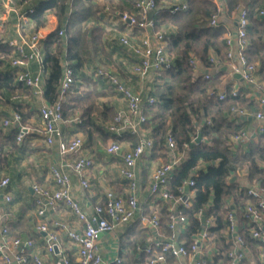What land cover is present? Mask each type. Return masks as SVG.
Wrapping results in <instances>:
<instances>
[{
  "label": "built area",
  "instance_id": "built-area-1",
  "mask_svg": "<svg viewBox=\"0 0 264 264\" xmlns=\"http://www.w3.org/2000/svg\"><path fill=\"white\" fill-rule=\"evenodd\" d=\"M36 0H22L21 8H11L13 0H0L6 15L11 11L16 13V37L7 40L12 48L9 65L14 71V79L31 91L35 98L43 97L42 79V50L41 41L45 38L40 31L30 35L24 33L25 27L33 12L32 3ZM215 5V13L208 18L209 25H217L220 16L224 13L221 0H210ZM248 0H241L231 14L232 23L223 35L227 47L225 58L217 60L209 56V67H204L200 59L190 55L188 62L195 76H202L210 81L212 69L225 65L230 76L237 73L240 78L255 88L257 109L253 117L258 122L257 133H264V80H259L257 74L260 63H250L246 57L248 47L247 26L249 7ZM155 0H136L129 11H111L128 27L136 28L139 32L135 36L123 34L118 38V44L127 52L132 60L131 73L151 83L156 71L172 65V58L166 52L167 28L154 30V21L148 13L155 9ZM172 13L185 9L186 1L169 4ZM255 17L264 16V7L257 10ZM2 24L0 23V32ZM58 35H63V29H58ZM35 62L38 70L31 71L30 63ZM94 75L111 85L126 104V111L116 112L108 129L115 135L128 133L139 135L138 143L131 148L123 149L118 140H112L105 147L108 155H121L122 164L119 167V176L126 181L127 195L122 197L113 190L104 193L103 202L96 203L91 213L86 212L73 195V185L70 174L56 165L50 167V174L55 185L54 189L40 186L37 183L30 185L33 193V204L37 223L36 231L43 235V244L37 247L32 237L13 236L9 239L10 230L6 225L0 224V264H122L120 257H104L101 253L99 239L102 235L113 233L118 227L132 222L139 211L137 192L139 179L136 167L143 155H149L152 141L143 135V124L147 120L144 113L147 105L154 103V96L148 92L135 91L112 71L104 66H98ZM74 81L73 70L66 63L63 65L60 79V96L53 101L46 99L38 107L40 126L35 129L47 146L56 144L58 152L68 160L72 159L71 171L78 179V186L87 190L90 187L88 171L93 165V159L83 153L85 141L82 135H75L69 139L63 135L61 124L65 121L62 116L61 96L71 89ZM213 90L211 89L210 92ZM232 95L237 89L231 90ZM24 95L15 93L12 100L19 101ZM219 99L225 97L224 92L218 93ZM236 115H246L243 108H233ZM21 115L14 111L10 118L2 120L4 128L20 123ZM74 122H79L75 117ZM32 127L20 125L16 141L21 143L25 137L31 135ZM247 135L245 131L239 132L232 141H239ZM166 148L169 160L158 164L151 171L148 193L167 204L168 222L164 229L160 216L139 214L138 220L142 228L147 229L150 236L143 244L136 245L135 253L138 257L145 254L144 264H264V187L257 183H248L245 188L247 195L253 199L248 200L243 207L246 219L255 225L246 228L249 236L255 241H262L263 245L253 243L250 246L240 233V227L233 210L226 215L225 237L220 243L214 241L210 229L216 225L215 218L205 217L200 209L195 214L200 218L201 228L192 234L190 240L184 237L189 226V219L184 209L191 207L193 191L189 187L194 185L190 176L177 187V194L167 189V184L179 162L181 153L174 137L169 133L166 137ZM3 153L0 152V171L2 170ZM198 169V167H196ZM9 176H0V206L11 202L8 191ZM68 208L75 216L77 225L70 226L66 221L58 218L47 220L49 212L57 213L60 206ZM204 217V222L202 218ZM165 230V231H164ZM99 234H101L99 236ZM61 235L72 246V259L65 253ZM257 249V253L253 249Z\"/></svg>",
  "mask_w": 264,
  "mask_h": 264
},
{
  "label": "trees",
  "instance_id": "trees-1",
  "mask_svg": "<svg viewBox=\"0 0 264 264\" xmlns=\"http://www.w3.org/2000/svg\"><path fill=\"white\" fill-rule=\"evenodd\" d=\"M106 1H109L111 10L124 11L130 9L136 0H115L114 5H111L112 0ZM155 1V9L148 13V17L154 21V30L162 27L173 29L167 34L166 46L172 65L156 71L154 75L150 93L155 101L145 108L147 120L143 128H151L150 159L160 157L164 162L168 160L166 137L169 133L181 153L167 184L170 192L177 194V187L193 175L195 183L189 187L194 194L192 204L184 209L189 219L184 237L189 241L191 235L200 230L201 221L195 214L201 209L205 217L215 218L216 225L210 231L214 241L220 243L225 237L226 215L233 210L244 240L250 246L253 243L263 245L262 241H255L246 231L255 224L244 217L243 207L253 199L237 178H231L246 169L245 179L264 187V133H260L256 142L249 143L246 150L234 154L233 150L238 145L232 138L243 131L245 120L236 115L233 108H242L247 102L245 93L237 91L236 95H232V89L226 85L225 97L219 99L214 86L223 72H218L207 81L201 75L195 76L188 62L190 55H194L204 67H209L210 55L219 61L225 58L227 47L223 40L225 27L222 15L217 25H209L208 18L215 13V5L210 0H185L187 7L174 13L169 7L174 0ZM221 1L224 13L229 14L241 0ZM247 4L246 57L250 63H260V70L264 72V16H254L257 10L264 7V0H248ZM31 7L30 18L37 28L45 24L48 14L57 18L56 29L41 41L43 97L53 101L60 96V79L66 63L73 70L74 81L71 89L61 96L63 118L74 122V117H77L79 122L75 124L90 140H124L131 146L136 145L137 136L128 133L115 135L109 131L108 125L116 114L115 108L107 103L98 104V99L106 96L107 91L101 89L99 79L82 73L84 64L102 63L101 57H108L103 48V27L88 25L89 20L99 17L105 6L98 5L94 0H36ZM58 29H63V35H58ZM11 53L12 48L0 35V106L8 104L21 115L20 123H14L7 135L8 141L16 147L20 125L30 114L23 110V103L12 100V95L20 90L28 93L29 88L15 81L9 65ZM81 84H85L86 88L79 90ZM248 106L253 105L249 103ZM198 133L201 140L195 142ZM200 164H205V167L196 169ZM167 214L163 209L160 217L163 227L168 222ZM133 225L131 229L137 223ZM141 232L139 230L134 235L126 232L119 240L120 247L135 250L136 245L145 242V234ZM253 250L257 253V249ZM68 256L72 259L70 254ZM145 258L146 255L141 254L140 260L134 262L130 256L125 264H143Z\"/></svg>",
  "mask_w": 264,
  "mask_h": 264
},
{
  "label": "crops",
  "instance_id": "crops-1",
  "mask_svg": "<svg viewBox=\"0 0 264 264\" xmlns=\"http://www.w3.org/2000/svg\"><path fill=\"white\" fill-rule=\"evenodd\" d=\"M183 1L185 0H174L173 3H179ZM94 2H96L98 5H104L105 7L103 8L102 11H100L98 18H92L91 20L88 21V25L90 26L93 24L95 25L98 24L101 27H103L104 30L103 48L108 56L105 58L110 60V62L112 63L111 65L114 68H109L104 65H98V66H104L113 73H115L125 83L126 86L132 88L133 90L142 93L148 92L150 95H152L150 93L151 84L148 87H145L143 85L141 87L140 83L141 81H143V79L139 78L140 79L139 83L137 82V80L132 81L131 76L138 78V76L133 75L131 73L132 60L127 56L126 50L118 44L119 36L123 34H126L128 36H135L138 34L139 31L136 28L128 27L126 24L122 23L115 15L109 14L106 11V8L111 9V7H109L110 6L109 1L94 0ZM114 2L115 0H112L111 5L112 4L114 5ZM132 7L124 11H129L132 9ZM11 8L25 9V6H22V0H13L11 4ZM224 14L226 13L222 14L221 19L223 18L222 20L224 22V27L226 31L227 28L232 23V18H231L232 12L226 14L225 16ZM16 20H17L16 13L11 11L8 15H6L2 6L0 5V23L2 24L0 35L4 38L5 41H7L10 38L16 37L17 35L15 31ZM8 21H12L13 24L10 33L8 32V30H6L8 29L7 28ZM56 27H57V18L54 14L50 13L46 17L45 24L43 26H40L39 28L35 26L34 21L30 18L28 24L25 27L24 33L26 35H30L35 31H40L46 37V35H48L50 32L55 30ZM162 28H167L168 31H173L172 27H162ZM114 43H116V45L120 47L123 53H115L112 51ZM86 64H84V66L82 67V73L85 76H91L87 67L88 65ZM127 64H129L128 68H127ZM29 68L31 71L35 72L36 70H38V65L37 63L32 62L30 63ZM10 70L12 72L14 71L11 68ZM126 70H128V72ZM221 71L223 73L219 77V82L216 83L214 86L216 93L218 94L219 92H225V86L229 85L231 89L234 88L237 89V91H242L243 93H245L244 97L247 100V102H245V104L242 106V108L246 110V115H240L241 119L245 120V123L242 125V130L245 131L247 136L239 141H235L236 145L238 146L235 148V150H233V153L237 154L241 151L246 150L249 143L256 142L260 135V133H257L258 122L253 117V114L257 109L256 92L253 86L248 85L241 78H235L233 76H230L224 64H222L220 68L212 69V77ZM91 77L94 79H99L101 84L102 79L100 77H97L94 74ZM257 77L259 80H264V72L259 70ZM84 88H86V85L81 84L78 89L81 90ZM101 89L106 90L107 95L102 96L98 99V104L100 106L103 105V103H107L113 105L116 112L126 111L125 100L121 98V96L114 91L113 87H112L113 89L112 93L107 90L108 88L104 89L101 87ZM28 90H29L28 93L24 92L23 90H20L17 93H20L25 96L19 101L24 104L23 110L26 111V113L30 114L28 115V118L25 120V122L22 123V125H27L29 127H32L33 131L31 135L25 137L21 143H18L16 141V147L12 146L7 139V135L10 131L11 126L8 128H4L1 124L3 119L11 117L14 110L8 104H2L0 106V113L2 114V117L0 119V128H1L0 152L3 153V158H2L3 166H2V170L0 171V176L2 174L9 176L10 184L8 187V191L12 197L10 203L0 206V224L9 227L10 230L9 239L13 236L32 237L35 240L37 247H41L43 244V235L37 233L35 228V225L37 223V218L35 215V208L33 204V193L32 190H30V185L33 183H37L40 186L49 189H54L55 185L53 183L50 174V167L52 165H56L70 174L73 185V195L80 203L81 208L88 213H91L92 207L96 203L103 202L105 191L111 189L116 194L125 197L127 195L128 190H127L126 181L120 178L118 172L119 167L122 164L121 155H108L105 153L106 145L112 140H108L107 142H105L106 144L103 146V151L105 154L104 160L103 157H101V155L98 154L99 156L97 158L98 165H96L95 163L96 160L92 158L93 165L87 173L90 182V187L87 190L81 189L78 186V179L76 175L73 174L71 168L68 166L71 164L73 158H71V160H68L66 157L64 158L63 156H61L58 152L56 144L51 146L45 145L39 134L35 132V129H37L40 126L38 107L42 103V101L45 100V98L44 97L35 98L31 95L30 89ZM112 100H116V101L121 100L122 103L118 102L116 105L115 103H112ZM249 103H251V105L253 106L251 107L248 106ZM75 123L76 122H71L70 120H65L61 124L63 135L67 139L78 134L82 135L85 141L83 153L92 157V154L89 153L86 147L88 145V142L86 141L87 140L86 135L81 132V130L78 128V126ZM143 129H144L142 132L143 135L150 138L151 128H143ZM135 136H137L139 139V135H135ZM119 142L122 144L123 149H128L132 147L124 140ZM167 157L169 160L168 154ZM143 160L147 162L156 161L157 162L156 166L164 162L160 157L157 158L156 160L150 159V153L149 155H143L139 160L136 167L137 176L139 179V189L137 192L139 211L136 215V218L129 224L122 227H118L113 233L102 235L99 239L102 255L107 258H113L115 256H118L121 258L122 264H125L126 259L129 258L130 256L134 262L140 260L141 258V256L138 257L136 255L135 250L132 251L127 247L126 248L120 247L119 240L124 237V234L126 232L128 233L129 231L134 235L136 234V232H139V230H142L141 233L145 234L144 241L150 236L148 230L141 227L138 220V215L141 213L144 215H152L154 213H157L160 217H162L163 209L165 215L167 213V204L158 198L152 197L148 193L149 178L151 171L154 168L151 169L147 175L145 169L142 167ZM197 167L204 168L205 164H200ZM111 169L115 170L118 177L116 176L115 178L116 180H114V182H110V184L108 183L107 179H106L107 183L106 182L103 183L101 179L105 180ZM246 175H247V171L246 169H243L237 173V176H235L234 180L237 178L240 184H242V186L245 187L248 183H250L248 180L245 179ZM52 218H58L60 220L66 221L72 227H75L77 225L75 216L71 213V211L68 208L64 207L63 205L60 206L57 213H52V212L48 213L47 220H51ZM135 222L137 223V225H135V228L132 227L133 229H131L130 226L133 225ZM61 240L65 253L67 255L70 254V256H72L73 246L66 241L63 235H61Z\"/></svg>",
  "mask_w": 264,
  "mask_h": 264
},
{
  "label": "rangeland",
  "instance_id": "rangeland-1",
  "mask_svg": "<svg viewBox=\"0 0 264 264\" xmlns=\"http://www.w3.org/2000/svg\"><path fill=\"white\" fill-rule=\"evenodd\" d=\"M7 24H8V26H7L8 29H6V30H8V32L10 33L11 29H12V25H13L12 21H8ZM4 27H5V25H4ZM112 51L115 52V53H123V51H121L120 47L117 46L116 43H114ZM101 59H102V63L94 62V63H87L86 64V65H88L87 67H88V70H89V73H90L91 76L94 74L95 69L97 68L98 65H104V66L109 67V68H114L111 65L112 63L110 62L109 59L103 58V57H101ZM128 66H129V64H127V68H128ZM126 71L128 72V70H126ZM129 76H130V73H129ZM131 77H132V81L137 80V82L139 83V80H140L139 77L138 78H135L134 76H131ZM144 82H145L144 80L141 81V83H140L141 87H142V85L145 86V87H148L151 84L149 82H145V83ZM100 85L104 89L110 88V90H108V91L111 92V93L113 92L112 87L110 85H108L106 82L101 80V84ZM118 102L122 103L121 100H119V101L118 100L117 101L116 100H112V103H115L116 105H117ZM1 117H2V114L0 113V119H1ZM86 138H87L86 141L88 142V145L86 146L87 150L89 151L90 154H92V158L96 160L95 163H96V165H98V163H97V161H98L97 158L99 157L98 154L101 155V157H103V160H104V157H105L104 155L105 154H104V151H103V146L106 143L102 139H98V138L90 140L87 135H86ZM22 145H23V143H22ZM156 164H157L156 161H152V162L151 161L147 162V161H144V160L142 161V167L145 169V172H146L147 175L150 172V170L153 169L156 166ZM116 176L118 177V175L115 172V170L111 169L109 171L107 177L105 178V180L101 179V181H103V183H105L106 179H107L108 183L110 184V182H114V180H116L115 179ZM92 184H93V182H92ZM104 186H105V184H104Z\"/></svg>",
  "mask_w": 264,
  "mask_h": 264
},
{
  "label": "water",
  "instance_id": "water-1",
  "mask_svg": "<svg viewBox=\"0 0 264 264\" xmlns=\"http://www.w3.org/2000/svg\"><path fill=\"white\" fill-rule=\"evenodd\" d=\"M232 76L235 77V78H240V75L237 74V73L233 74ZM200 140H201V134L198 133V135H197V137H196V139H195V142H199ZM234 178H235V176H233V177L231 178V180H234ZM30 190H31V187H30ZM231 208H233V207H231ZM202 221L204 222V217L202 218ZM100 235H101V234H99V236H100Z\"/></svg>",
  "mask_w": 264,
  "mask_h": 264
}]
</instances>
